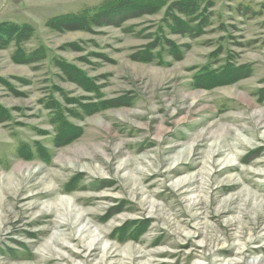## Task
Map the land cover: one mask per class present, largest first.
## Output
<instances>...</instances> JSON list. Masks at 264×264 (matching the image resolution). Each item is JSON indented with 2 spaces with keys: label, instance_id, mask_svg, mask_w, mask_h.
I'll return each mask as SVG.
<instances>
[{
  "label": "rangeland",
  "instance_id": "rangeland-1",
  "mask_svg": "<svg viewBox=\"0 0 264 264\" xmlns=\"http://www.w3.org/2000/svg\"><path fill=\"white\" fill-rule=\"evenodd\" d=\"M103 2L0 0V22L30 24L23 48L44 55L16 63L12 45L0 49V104L11 111L0 123V264H264V0H214L204 34L167 32L191 48L161 64L131 54L162 11L88 29L47 25ZM57 59L99 93L65 77ZM228 63L248 75L197 83ZM53 86L80 98L75 108L116 101L68 116L82 134L55 147L40 102L62 101ZM21 142L31 159L17 155Z\"/></svg>",
  "mask_w": 264,
  "mask_h": 264
},
{
  "label": "trees",
  "instance_id": "trees-1",
  "mask_svg": "<svg viewBox=\"0 0 264 264\" xmlns=\"http://www.w3.org/2000/svg\"><path fill=\"white\" fill-rule=\"evenodd\" d=\"M214 0H104L99 6L85 9L79 14H61L51 17L47 25L51 29L66 30L72 29L71 25H77L81 28H90L91 26L116 25L123 20L131 18H139L146 15H153L162 11V18L158 28L151 34L145 36L151 40L144 44L139 50L131 54L132 57L137 56L139 60L147 62H155L157 64L165 63L164 57L170 56L173 60H179L190 50L191 44H177L167 37L170 34H178L183 37L195 38L205 33V29L211 23L212 9ZM34 35V29L27 23H15L9 21L0 22V49L13 46V54L11 58L16 63H31L36 59L42 58V51L26 52L23 44ZM57 67L69 77L71 81L79 86L92 85V91L99 93L98 87L95 86L94 80L87 77L84 72L71 63H67L62 59L56 60ZM248 71L244 67L235 66L231 63L225 64L219 70H203L198 74L197 83L203 87H209L216 83H224L225 81H233L240 76L248 75ZM205 74V76H203ZM18 79V78H17ZM24 79L19 78L18 81L23 82ZM0 81L6 82L0 77ZM28 83L24 81V84ZM12 85V84H11ZM13 86V85H12ZM14 88V86H13ZM96 88V90H95ZM57 89L62 101L54 97L42 98L41 103L50 109V122L54 126L53 145L60 147L82 134V128L68 118L80 117L82 113L89 114L97 112L103 108L112 105L116 99H104L99 97L87 103H81V109L75 108L81 99L68 96L64 90ZM71 105L67 107L66 105ZM82 110V111H81ZM83 117V116H82ZM11 120L10 109L0 104V123ZM39 134H45L43 130L38 131ZM33 146L37 155L44 162L50 160V153L47 148L40 142L34 141ZM17 155L23 159H31L33 154L31 146L25 142H21L17 149ZM135 228L131 233H134ZM123 233V229L120 231ZM133 237L132 235H128ZM126 236V237H128ZM124 239V238H119Z\"/></svg>",
  "mask_w": 264,
  "mask_h": 264
}]
</instances>
